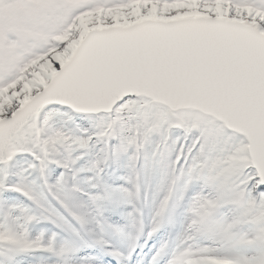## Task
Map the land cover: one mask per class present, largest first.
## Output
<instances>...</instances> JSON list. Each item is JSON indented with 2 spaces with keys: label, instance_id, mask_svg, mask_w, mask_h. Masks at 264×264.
I'll return each mask as SVG.
<instances>
[{
  "label": "snow or ice",
  "instance_id": "1",
  "mask_svg": "<svg viewBox=\"0 0 264 264\" xmlns=\"http://www.w3.org/2000/svg\"><path fill=\"white\" fill-rule=\"evenodd\" d=\"M0 264H264V0H0Z\"/></svg>",
  "mask_w": 264,
  "mask_h": 264
}]
</instances>
